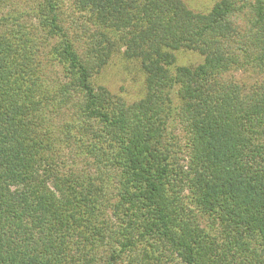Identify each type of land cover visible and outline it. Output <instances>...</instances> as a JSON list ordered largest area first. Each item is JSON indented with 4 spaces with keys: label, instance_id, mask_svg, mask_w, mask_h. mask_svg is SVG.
<instances>
[{
    "label": "trees",
    "instance_id": "16d2710c",
    "mask_svg": "<svg viewBox=\"0 0 264 264\" xmlns=\"http://www.w3.org/2000/svg\"><path fill=\"white\" fill-rule=\"evenodd\" d=\"M14 1L0 0V264H264V82L218 79L264 59V0L250 36L232 26L236 0L208 15L180 0H75L106 31L82 55L59 0H41L34 21ZM230 41L257 63L239 64ZM116 43L146 75L130 105L92 82ZM41 46L61 70L51 79ZM186 48L204 62L175 66Z\"/></svg>",
    "mask_w": 264,
    "mask_h": 264
},
{
    "label": "rangeland",
    "instance_id": "374dc122",
    "mask_svg": "<svg viewBox=\"0 0 264 264\" xmlns=\"http://www.w3.org/2000/svg\"><path fill=\"white\" fill-rule=\"evenodd\" d=\"M59 13L61 16V29L64 33L68 34L69 39L72 41L75 49L82 55L85 52L86 44L91 39L96 37L99 33L106 31L103 30L102 24H99L94 19L93 15L83 10L80 6L75 4V0H59ZM189 11L200 14L208 15L216 4L221 0H180ZM15 6L19 10H25L26 13L30 12L31 20L33 19V11L38 9L42 4L41 0H16ZM239 10L233 11L230 15L232 26L241 35L250 36L253 34L248 33L249 28L252 27V31H256L255 27V13L252 8L254 0H236ZM236 6V5H235ZM37 11V10H36ZM255 26V27H253ZM112 40H116V34L107 33ZM236 40V38H234ZM256 41V40H255ZM223 43V39H221ZM252 42V41H251ZM231 45H227L224 50L227 54H230L238 60L239 64L247 62L255 65L256 59L259 55L253 53L242 54L235 41H230ZM230 46V48H228ZM249 47V46H248ZM41 53L39 59L42 63V73L46 75L47 79H51L52 75L56 71H61L57 65H51L47 62V49L40 47ZM250 50V47H249ZM124 47H121L119 43H116L113 52L109 56L105 66L95 74L92 78L94 86H101L106 88L113 96L121 98L126 104L140 101L146 93V75L140 68V62L137 59H127L124 55ZM235 52V53H233ZM175 66L196 67L204 62V56L192 49H179L175 51ZM246 55V57H245ZM255 70L248 69V67L237 66L235 68L230 67L223 73H220L218 79L220 84L236 83L242 87L244 92L250 91L255 87H258L264 82V59L255 66ZM177 89L173 90L171 108L176 111L180 107V100L177 97ZM168 135L173 137V140L177 144L175 148V154L179 158L188 156L187 146V133L182 123L177 117H175L168 124ZM69 160L73 161L69 158ZM78 164H83L82 158L75 159ZM186 162V161H185ZM203 227L207 228L212 224L211 220L199 218Z\"/></svg>",
    "mask_w": 264,
    "mask_h": 264
}]
</instances>
